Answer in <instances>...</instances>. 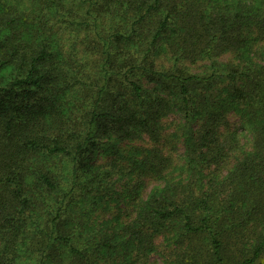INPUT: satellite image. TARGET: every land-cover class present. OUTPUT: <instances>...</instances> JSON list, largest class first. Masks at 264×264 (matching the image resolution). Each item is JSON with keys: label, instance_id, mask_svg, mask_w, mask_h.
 <instances>
[{"label": "trees", "instance_id": "1", "mask_svg": "<svg viewBox=\"0 0 264 264\" xmlns=\"http://www.w3.org/2000/svg\"><path fill=\"white\" fill-rule=\"evenodd\" d=\"M64 1L31 0L46 11L36 20L30 10L31 21L20 29L21 2L0 0V33L8 30L0 49L25 63L23 74L0 86L24 97L0 100V264H98L96 256H125L130 248L145 254L153 236L169 228L185 241L175 264H252L264 249V51L260 61L249 52L253 41H264V0H73L77 8ZM50 6L76 31L91 19L92 48L103 59L92 77L60 63L56 33L43 24ZM225 52L239 55L242 65L211 60ZM203 58L211 60L210 70H184V61ZM222 78V98L244 104L252 148L221 179L215 169L206 179L203 169L227 153L228 139L209 123L218 107L206 103ZM172 111L185 120L204 115L197 135L184 138V175L166 178L171 159L146 149L133 166L163 181L135 200V215L116 235L119 247L106 234H87L81 246L79 215L67 208L78 171L110 133L144 132L157 140L160 119ZM56 189L63 195L52 196Z\"/></svg>", "mask_w": 264, "mask_h": 264}, {"label": "rangeland", "instance_id": "2", "mask_svg": "<svg viewBox=\"0 0 264 264\" xmlns=\"http://www.w3.org/2000/svg\"><path fill=\"white\" fill-rule=\"evenodd\" d=\"M19 1L21 2L20 7L24 10L22 22L18 23L20 29L25 28L24 21H31L26 19V14H30V10L35 9L36 20H39L38 11H40L39 15H43L46 11L45 6V9H39V5L31 2V0ZM40 6L42 7L43 4ZM63 6L77 8L78 2L65 0ZM60 11L55 13L53 6H50L49 14L43 22L47 28H51L56 33L54 37L57 39V46L59 47L60 63L62 62L64 67H71L74 73L84 72L92 77L95 72L97 73V63L103 61L101 54L94 52L92 48V40L95 36L91 29L93 23L91 19H88L85 28L76 31L71 25L67 26L63 23L59 16ZM87 30H90V32ZM44 31H47V29H44ZM3 32L0 33V41L8 33V30L5 33ZM96 40H99V37ZM261 51H264V41H253L249 52L252 59L260 61V58L256 57L260 55ZM253 52L257 54L253 55ZM7 57L8 53L0 49V86H5L14 76L23 74L25 69L23 58L15 55L11 59ZM161 58L163 59V65L167 66L169 61L164 59L163 56ZM211 60L215 63L222 62L239 66L243 63L242 58L234 52H225L218 57L211 58ZM211 60L203 58L192 62L184 61V70L191 73L210 70ZM125 71V68L122 69V72ZM225 83H227V79L222 78L221 81L211 86L212 94L208 96L206 103L218 107L217 120L209 123H212V126L215 127L217 137L228 139L227 153L219 161H211L208 169H203L202 172L207 173L206 179H210V176L213 175L211 172L214 169L217 177L221 179L234 162L243 155L242 153L248 152L252 148V128L248 124L242 109L244 104L233 105L230 103L232 102L230 99L222 98V95L225 94L223 90ZM153 84L154 82L150 81L146 85L150 87ZM218 88L219 91H217ZM13 98L24 97L22 93L13 96V94L0 91V100L4 101V104L7 100ZM237 106L238 108H236ZM203 118L204 115L197 114L190 120H185L180 112L172 111L160 119L163 126L161 135L157 140L150 139L144 132L125 137L110 133L109 136L102 139L100 145L94 148L83 168L78 171V185L71 197L72 203L67 206L79 215L75 230L77 235L82 236L79 241L81 246L88 242L87 234L96 238H99L101 234H106L113 236L112 241L115 242V247H119L120 244L116 242L118 239L116 235L123 233L125 223L135 215L137 202L135 200L138 197H144L154 186L163 181L157 180L152 174L142 175L138 173L133 166L135 161L142 156V153H146V149L157 148L163 156L166 155L171 159L170 165L164 170L166 178L168 177L171 180L180 179L184 175V138L188 134L197 135L196 131L200 129ZM59 164H62V162H59ZM83 169L88 171L85 172ZM139 177L143 180V184L136 187ZM68 183V179L63 180L62 186L69 187L70 184ZM56 195H63V193L56 189L52 196ZM32 219L40 222L43 217L42 215L40 217L32 215ZM250 230L251 225L247 229V235H249L246 242L247 246L252 242L253 234L250 233ZM94 242L93 240V245ZM184 242L180 240L179 231L169 228L153 236L152 245L145 254L130 248L125 256L122 253H115L105 259L96 256V261L98 264H175L173 260L175 256L186 250ZM235 242L236 248L242 251L245 249L242 246L240 247L239 242ZM231 253L233 254L232 251ZM23 259L30 263V258L26 254H24ZM252 264H264V249Z\"/></svg>", "mask_w": 264, "mask_h": 264}]
</instances>
